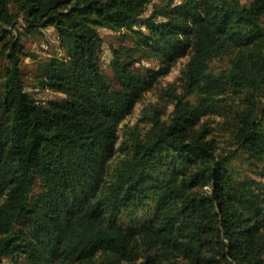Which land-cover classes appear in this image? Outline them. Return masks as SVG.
I'll use <instances>...</instances> for the list:
<instances>
[{
	"label": "trees",
	"instance_id": "trees-1",
	"mask_svg": "<svg viewBox=\"0 0 264 264\" xmlns=\"http://www.w3.org/2000/svg\"><path fill=\"white\" fill-rule=\"evenodd\" d=\"M150 1L0 0V264H264V0H159L144 16ZM18 18L54 29L65 55L35 82L62 99L26 90L21 58L36 54ZM99 28L136 40L112 50L114 86ZM184 55L170 118L143 109L148 130H126L112 164L119 125ZM232 94L219 150L201 119Z\"/></svg>",
	"mask_w": 264,
	"mask_h": 264
},
{
	"label": "rangeland",
	"instance_id": "rangeland-1",
	"mask_svg": "<svg viewBox=\"0 0 264 264\" xmlns=\"http://www.w3.org/2000/svg\"><path fill=\"white\" fill-rule=\"evenodd\" d=\"M180 0H175L178 2ZM243 3H247L250 0H240ZM159 3V0H151L145 7L143 12L144 16L150 14L153 5ZM25 23L22 18H18L13 31L15 36L20 37V42L27 52H33L36 54V58L23 56L21 58V72L26 84V90L29 92L31 98L36 101L46 102L49 99H62L60 94L54 93L48 89L40 90L35 82L36 77L39 75V64L46 61L50 56H64L65 53L59 45L57 35L52 27H47L37 32L26 33L24 32ZM21 33V34H19ZM99 34L102 38V52L100 59V67L106 81L114 86L116 80L111 68V61L113 59L112 50L113 48H120L121 46L133 47L135 46L136 40L134 34L124 35L122 32L111 31L105 28H99ZM135 67L140 71H143L144 67L157 69L158 62L154 58L141 57L139 53H133ZM189 55H184L174 61L167 70L159 75L156 81L149 87V89L143 94L142 98L135 104L132 112L127 115L118 129V138L116 142L117 151L113 156L111 162L115 164L121 158L125 157V150L120 148L121 144L127 142V135L125 131L133 129L139 134H143L148 130L150 123L143 114V109L148 112L154 111L161 119L168 120L173 110V94H181L182 92V80L181 72L188 61ZM228 56L223 59L213 61L211 66L215 72L225 70L228 67ZM3 61H0V68ZM237 97L232 94L229 98L223 102L225 104L219 109L211 118L203 117L201 122H209L207 125L212 126L211 134L209 138L214 139L216 144L219 146V150L229 148L232 143V132L226 126L229 122V116L231 113L230 107L227 105L228 102H232ZM241 96L238 99V103L241 106ZM226 119V120H225ZM208 120V121H207ZM200 122V123H201ZM206 189L208 187H205ZM34 190H38V183L34 186ZM2 264H8V261H3Z\"/></svg>",
	"mask_w": 264,
	"mask_h": 264
}]
</instances>
